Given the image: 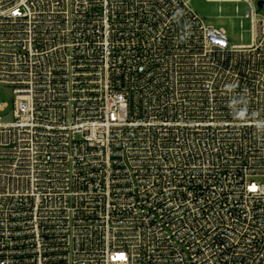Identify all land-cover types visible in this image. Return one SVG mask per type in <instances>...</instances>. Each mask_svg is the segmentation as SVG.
Listing matches in <instances>:
<instances>
[{"label":"built area","instance_id":"obj_1","mask_svg":"<svg viewBox=\"0 0 264 264\" xmlns=\"http://www.w3.org/2000/svg\"><path fill=\"white\" fill-rule=\"evenodd\" d=\"M246 1L229 45L186 0H0V264H264Z\"/></svg>","mask_w":264,"mask_h":264},{"label":"rangeland","instance_id":"obj_2","mask_svg":"<svg viewBox=\"0 0 264 264\" xmlns=\"http://www.w3.org/2000/svg\"><path fill=\"white\" fill-rule=\"evenodd\" d=\"M191 9L196 12L206 24L221 26L226 30L229 45L249 44L252 40L251 18L245 16L246 11L250 12L251 7L246 0H186ZM255 5L257 17L264 16V6L259 7L258 0H251ZM5 102L6 106L0 110V117L3 121L11 119L14 94L12 89L0 83V103ZM264 183V177L258 179ZM4 188L0 186V192Z\"/></svg>","mask_w":264,"mask_h":264},{"label":"water","instance_id":"obj_3","mask_svg":"<svg viewBox=\"0 0 264 264\" xmlns=\"http://www.w3.org/2000/svg\"><path fill=\"white\" fill-rule=\"evenodd\" d=\"M257 4H258L259 7L264 6V0H258Z\"/></svg>","mask_w":264,"mask_h":264},{"label":"clouds","instance_id":"obj_4","mask_svg":"<svg viewBox=\"0 0 264 264\" xmlns=\"http://www.w3.org/2000/svg\"><path fill=\"white\" fill-rule=\"evenodd\" d=\"M232 86H229V88H231Z\"/></svg>","mask_w":264,"mask_h":264}]
</instances>
